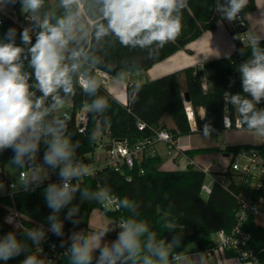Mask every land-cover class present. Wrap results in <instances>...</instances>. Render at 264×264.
Returning a JSON list of instances; mask_svg holds the SVG:
<instances>
[{
    "label": "clouds",
    "instance_id": "1",
    "mask_svg": "<svg viewBox=\"0 0 264 264\" xmlns=\"http://www.w3.org/2000/svg\"><path fill=\"white\" fill-rule=\"evenodd\" d=\"M17 3L30 22L19 31L20 44L16 43V27L8 28L0 37V153L13 152L9 162L22 170L24 191H35L50 180L51 173H56L59 183H47L43 194L51 209L48 231L60 237L64 222L59 214L77 192L81 200L112 199L106 187L92 192L80 187L82 178L90 172L88 165L76 158L79 141L74 142L68 133V123H74V119L63 111L67 100L78 86L93 97L84 105L87 113L102 116L110 105L98 95L101 84L93 73L103 63L98 53L105 43L118 42L123 47L148 50L151 55L154 49L177 38L188 0H58L49 11H43L45 0H0V11ZM247 3L215 0L214 5L221 21L233 22ZM57 8L63 9L59 15ZM234 39H239V34ZM248 41L250 54L237 69L242 91H225L223 100L235 109L248 131L264 137V107H258L264 104V47L260 35L250 34ZM239 54L245 55L243 48ZM25 62L31 71H25ZM123 76L121 71L116 79ZM223 122L229 126L230 118L224 116ZM211 130L206 123L204 134L209 135ZM41 145L43 165L36 164ZM26 168L32 171H24ZM8 187L14 189L16 185ZM4 189L0 183V192ZM116 203L128 215L91 231H74L66 250L69 264H204L203 252L186 255L175 251L181 248L180 236L174 235L170 241L158 239L151 225L139 218L136 202L123 198ZM79 211L78 206L69 208L64 219L79 224ZM5 222L19 227L14 215L6 217ZM113 232L116 238L106 240ZM21 235L18 238L16 231H9L0 236V261L25 254L20 264H46L43 258L30 253L27 243L31 241L32 246L40 248L45 230L33 227ZM60 246L64 247L63 240Z\"/></svg>",
    "mask_w": 264,
    "mask_h": 264
},
{
    "label": "trees",
    "instance_id": "2",
    "mask_svg": "<svg viewBox=\"0 0 264 264\" xmlns=\"http://www.w3.org/2000/svg\"><path fill=\"white\" fill-rule=\"evenodd\" d=\"M57 4L58 0H45L43 11H49ZM214 4L215 0H188V7L182 12V28L177 38L162 48L154 49L151 55L148 50L123 47L118 42H106L104 50L99 54L106 53L110 59L113 57V72L116 75L121 71L125 73L129 70L149 67L154 62L164 59L180 47L185 46L205 30L213 28L221 18L215 11ZM19 5V3L15 5L19 18L26 23L30 22L28 17L20 12ZM256 6V0H248L246 7L240 13L243 18L241 26L247 31L250 30V24L246 16L255 10ZM56 12L59 15L63 9L57 8ZM0 19L2 20L0 37L8 28L16 27L18 30L16 43L20 44L19 31L22 26L1 11ZM237 34L236 31L233 32L234 36ZM235 40L237 48L228 56L207 60L201 65L188 66L145 82L127 84L129 97L127 104L118 100L113 91L98 79L101 84L98 95L104 96L110 107L102 116L90 114L84 132L79 131L76 124L75 110L85 103H91L93 97L85 94L77 86L75 95L68 99L73 102L74 106L69 114L73 116L74 123L71 121L68 123V133L74 142L79 141L80 143L76 158L84 159L87 153L96 150L99 144L96 132L99 129L102 130V133H107L109 130L107 138L101 139V142L106 146L109 142L108 138H113L118 142L126 141L130 146H134L140 139H152L155 136V130L160 129L170 132L173 143L180 136L204 132L206 123L211 125L210 132L223 131L228 129L223 122V117L226 115H229L231 120L229 129L236 128L235 121L236 119L240 120L239 114L231 105H226L223 98L225 91L231 93L242 91L237 69L239 64L248 58L250 48L248 47L249 43L244 44L241 39ZM108 43L113 44L110 53L107 47ZM75 46L70 45V47ZM261 46L264 47V37ZM241 48L244 49V56L239 54ZM97 67L93 74L98 78ZM25 71H31L26 62ZM204 79L208 82L207 88L203 87ZM37 95H39L38 92ZM187 96L189 100L186 99ZM188 105H191L195 110L196 129L191 127L188 120L186 112ZM258 107H264V104ZM199 108L204 109L203 116L198 113ZM167 116L172 119L173 126L166 124L164 119ZM139 122H145L146 126L140 129ZM241 128L247 129L246 125L242 123ZM93 134L95 138H93ZM243 148H257L264 157V141L259 144H228L224 148L219 146L193 148L186 150L185 153L192 158L202 152L222 150L232 157ZM41 149H44L43 145H41ZM12 156L11 150L0 153V167L6 180L8 171L5 166ZM161 162L162 157L159 154L148 153L137 158L132 167L123 165L119 170H116L114 167L104 166L98 168L93 174L83 177L80 187L87 188L90 192L106 187L111 195L118 199L127 198L136 202L139 218L151 225L157 238L170 241L174 235L180 236L182 245L175 251H183L186 255L215 250L217 242L213 238V234L222 228L230 231L236 223V213L239 210L236 194L246 192L252 194L254 198L264 195V188L251 186V182L254 180L252 176L231 169V161L222 173L212 172L216 176L219 175L220 181L214 182L211 191L207 194L202 191V185L208 179V174L204 170L193 164H189L185 169L163 170L160 168ZM46 185L36 188L35 191L18 190L12 196H0V236L9 231H16L18 238H22L21 232L28 230L26 227L30 229L41 225L46 228V236H49L52 242L51 247L46 245L45 248L49 253L53 249L68 248L71 244L69 237L77 229L86 228L87 230L91 213L96 208L105 210L114 219L128 215L122 208L112 212L105 209L101 202L96 200H81L80 193L77 192L72 203L63 208L59 214L60 219L64 222V234L58 237L48 231L50 223L47 221V217L51 214V209L46 206L43 194V188ZM73 206H78L80 209L77 214L80 223L77 225H73L71 220L64 219L69 208ZM13 207L20 212L21 221L25 226L15 228L5 222L7 212ZM182 226L190 227L192 232L184 233ZM245 229L251 234L249 246L259 255L258 264H264V225L251 216ZM62 240L64 241L63 248L60 246ZM27 243L31 254L45 260L43 255L36 252L31 241ZM221 250L225 257H238V252L235 249L223 248ZM24 258L25 254H21L7 262L0 261V264H20ZM51 261L52 264H69V257L63 254L60 257H54Z\"/></svg>",
    "mask_w": 264,
    "mask_h": 264
},
{
    "label": "built area",
    "instance_id": "3",
    "mask_svg": "<svg viewBox=\"0 0 264 264\" xmlns=\"http://www.w3.org/2000/svg\"><path fill=\"white\" fill-rule=\"evenodd\" d=\"M1 12L4 15L13 19L21 26H26L29 23V22L26 23L23 20H21L15 9L12 11L3 10ZM237 21H238L237 27L243 25V18L241 14H239ZM1 22L2 20L0 19V23ZM203 87L204 88L208 87V82L206 79H204L203 81ZM86 104L87 103L83 104L80 108H77L75 110L76 124L79 128V131L81 132L85 131L90 116V114L87 113L84 107V105ZM73 107H74L73 102L71 101L72 110L74 109ZM186 112L191 127L193 129H196L197 127L196 113L194 108L191 105H188L186 108ZM67 113L70 114L69 112ZM226 116L229 117V115ZM235 125L236 128H241V122L239 119H236ZM145 126H146L145 122H139L140 129H143ZM227 127L228 128L231 127V120H230V125ZM155 132H156L155 136L152 139L151 138L140 139L134 146H130L126 141H120V142L114 141L113 138L112 139L108 138L109 142L108 145L106 146L104 145V143L101 142V139L107 138V134H109V130H107V133H102V130L99 129L96 132V136L98 137L97 140L99 143L96 149L103 148L104 150H106V155H107L106 161L101 163L98 162L95 166H93L92 165L94 161L93 155L95 151L91 153H87L84 159H79V158L77 159L82 161L84 164L88 165L90 174H93L98 168H102L104 166H111L114 167L116 170H119L123 165H128L129 167L134 166L138 154L141 151L145 150L146 148L150 147L152 144H154V142L158 140H162L165 142L169 154H172L173 152L176 151L180 152V149L177 146L176 142L174 143L171 142L172 135L168 130L160 129V130H155ZM263 141H264V137H263ZM43 153H44V149L43 150L41 149L40 152L38 153L36 164L43 165V159H42ZM187 157L189 159L190 164L196 165L198 168L204 170L208 174V177L210 178V182L206 181L202 185V191L206 194L209 193L211 191L212 184L216 181H220L219 177L212 174V170L209 167H202L201 165L197 164L193 158L189 157L188 155ZM231 169L233 171L240 172L247 176H252L254 180L251 182V186L255 188H264V157L257 148H251V149L243 148L239 150L235 155L231 157ZM21 171L22 170L20 169V174ZM24 171L30 173L32 169L26 168L24 169ZM1 174H3L2 170L0 171V178H1ZM51 181H55L59 183V178L54 172L51 173L50 180L44 181V184L41 186H44ZM4 182H5V189L2 192H0V196L1 195L12 196L15 191L24 190L21 180H20L19 189H17V187H15L14 189L8 187V185H10L11 183H15V181L6 180L5 177L3 180L0 179V183H4ZM236 196L239 202V210L236 213V223L234 224V226L231 228L230 231H226L225 229L222 228L216 233L218 235V240H216L217 246L215 249L218 248L235 249L238 252L237 258L240 261L258 264L259 255L256 250H254L249 246L251 234L245 229V227L247 221L251 216L256 218V220L260 224L264 225V195L254 198L252 194L246 192H240L236 194ZM111 197L112 199L110 201L101 202L102 206L105 209L112 212L120 210L121 208L116 203V201L119 199L113 195H111ZM9 215L16 216L19 225L18 228H20L21 226H25L21 221V214L16 208L13 207L9 209L5 218L8 217ZM117 220L119 219H116V221ZM37 227H42L47 235V230L45 227L41 225ZM26 229L29 228L26 227ZM46 245L49 247L52 246V242L49 236H46L45 240L41 242L40 248L35 247L36 252L38 254L43 255L45 257L46 262L48 260H52L54 257H60L63 254H66L67 248L63 250L53 249L51 252L48 253L45 249Z\"/></svg>",
    "mask_w": 264,
    "mask_h": 264
},
{
    "label": "crops",
    "instance_id": "4",
    "mask_svg": "<svg viewBox=\"0 0 264 264\" xmlns=\"http://www.w3.org/2000/svg\"><path fill=\"white\" fill-rule=\"evenodd\" d=\"M256 5V9L249 12L246 16L250 24L249 33L239 35V39H241L244 44H248L245 41L250 34L254 33L260 35L262 38L264 37V0H256ZM237 24V20L228 22L226 20L221 21L220 18L213 28L205 30L197 38L191 40L185 46L180 47L164 59L154 62L149 67L127 71L125 74V83L122 84V82H119L114 84V95L122 103L127 104L129 99L127 84L129 83L145 82L146 80L155 79L188 66L201 65L207 60L232 54L237 48L236 40L233 35V32L237 30ZM197 111L201 116L205 113L203 108H199ZM164 120L168 126H173V121L169 116L165 117ZM198 138L201 137L198 136L196 132L180 136L176 141L180 152L176 151L172 154L168 153L165 142L158 140L151 147L141 151L137 158H141L144 154L148 153L159 154L162 157V162L160 164L161 169H185L190 164L187 154L185 153L188 149L213 146L224 148L228 144H241L234 143L230 138L224 139L221 145L218 142L213 144L203 143V141ZM192 158L197 164L202 167H209L212 172L217 173L225 171L231 161V156L229 154L227 155L226 152L222 150L216 152H202ZM195 167L197 166L195 165ZM208 179L210 182L209 177ZM114 220L116 221V219ZM208 255L211 256L213 264H253L251 262L240 261L236 257H225L221 249H215L214 251L204 253V259H208Z\"/></svg>",
    "mask_w": 264,
    "mask_h": 264
},
{
    "label": "rangeland",
    "instance_id": "5",
    "mask_svg": "<svg viewBox=\"0 0 264 264\" xmlns=\"http://www.w3.org/2000/svg\"><path fill=\"white\" fill-rule=\"evenodd\" d=\"M16 5V4H15ZM19 10L21 12V6L19 5ZM15 9V6H9L7 9L8 11H12ZM22 13V12H21ZM244 33H249V30L238 33L239 35H244ZM246 39V38H245ZM246 43H249L248 39L245 41ZM108 43L107 47L109 49V53L111 52L113 44ZM108 53V54H109ZM98 55H100L98 53ZM103 58V63L99 64L97 67V76L98 79L101 80L107 88H109L111 91H113V86L115 83L122 82L125 83L126 81L125 74L123 76V79H116L117 75L113 72V57L110 59L109 56L105 54H101ZM63 111L71 113V100H67V103L65 105V108ZM198 136L201 138H198L199 140L203 141V143H216L218 142L220 145L222 144L223 140L226 138H230L234 141V143H251V144H259L263 142V137H260L256 135L253 132L248 131V129L243 128H231V129H225L220 132H209V135H205L204 132H196ZM106 150L103 148H97L93 155V163L92 165L95 166L98 162H105L106 161ZM6 170L8 171V178L7 180L15 181L17 189L20 188V169L13 166L9 161L5 166ZM1 171V167H0ZM209 181V179H207ZM5 185V182L3 183ZM206 195V194H205ZM115 222L114 218L109 216L105 210L101 208H96L93 210L90 216L89 220V228L86 230V228H79L76 231H91L93 229H97L100 227H103L105 225H108L109 223ZM184 233H191L192 229L190 227L182 226ZM116 233H109V235L105 238L106 240H114ZM114 238V239H113ZM213 238L215 240H218V235L216 233L213 234ZM69 240L71 241L70 237ZM72 243V241H71ZM190 255V254H189ZM210 258V259H209ZM204 264H213V260H211V256L208 255V259H204Z\"/></svg>",
    "mask_w": 264,
    "mask_h": 264
},
{
    "label": "water",
    "instance_id": "6",
    "mask_svg": "<svg viewBox=\"0 0 264 264\" xmlns=\"http://www.w3.org/2000/svg\"><path fill=\"white\" fill-rule=\"evenodd\" d=\"M247 29L246 28H244V27H242V26H238L237 27V32L238 33H241V32H244V31H246ZM201 72H203V70H201ZM186 99L187 100H189V98H188V96L186 97ZM227 155L229 154V153H226ZM1 180H3L4 179V175L3 174H1V178H0Z\"/></svg>",
    "mask_w": 264,
    "mask_h": 264
}]
</instances>
